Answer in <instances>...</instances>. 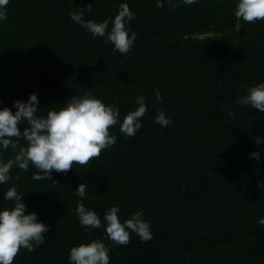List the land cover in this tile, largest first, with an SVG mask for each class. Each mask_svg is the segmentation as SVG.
<instances>
[{"label": "trees", "instance_id": "trees-1", "mask_svg": "<svg viewBox=\"0 0 264 264\" xmlns=\"http://www.w3.org/2000/svg\"><path fill=\"white\" fill-rule=\"evenodd\" d=\"M120 2L8 0L0 20V107L14 111L13 100L35 91L43 114L88 88L114 103L121 119L136 95L147 105L134 135L110 126L111 146L63 174L52 170L49 181L33 179L31 164L10 169L16 179L0 183V207L11 206L3 192L15 183L25 211L49 225L44 242L21 248L11 264H71L69 248L93 238L110 245L108 264H264V112L236 103L247 86L264 81V19L240 20L237 30L236 0H163L161 7L126 0L136 36L121 54L69 17L92 3L85 17L99 21ZM158 108L170 125L154 121ZM253 150L259 160L247 155ZM81 180L88 183L83 202L101 220L112 204L121 219L143 209L151 238L130 233L126 244H114L103 226L83 231L72 193Z\"/></svg>", "mask_w": 264, "mask_h": 264}, {"label": "clouds", "instance_id": "clouds-1", "mask_svg": "<svg viewBox=\"0 0 264 264\" xmlns=\"http://www.w3.org/2000/svg\"><path fill=\"white\" fill-rule=\"evenodd\" d=\"M185 4H193L196 0H183ZM8 0H0V20L6 18ZM156 6H163V0H156ZM92 3L83 8L74 7L69 17L76 24L83 26L92 37H103L110 42L112 51L126 53L133 45L136 33L131 30L128 22L135 19L136 13L130 10L126 0H121L118 10L113 16H105L96 21L86 18L85 13ZM234 16L237 18L235 28L239 30L240 20L252 22L264 19V0H236ZM90 88L83 94H73L67 98L62 107L47 108L43 114L38 107L37 93L30 92L24 100H13L14 111L7 106L0 107V151L8 149L11 155L0 156V183L15 180L10 174L15 165L27 170L31 164L35 171L32 178L50 180L52 170L62 174L75 164L83 165L90 158L98 156L101 149L111 146L116 135L109 127L118 124L119 130L125 135H134L141 127V117L147 109L145 97L136 95L135 107L128 110L122 119L119 109L114 103H105L102 98L90 93ZM154 100H161V92L153 89ZM236 103L251 106L264 112V81L249 85L245 94L236 98ZM227 116L233 115L231 108H226ZM161 127L170 125L171 118L163 109L158 108L153 117ZM21 122L25 126L20 127ZM21 139L23 142H21ZM260 135L254 137L259 145ZM247 155L259 160L260 153L249 151ZM52 183H57L51 179ZM88 183L81 180L72 193L79 197L74 212L78 222L84 226L83 231L90 232L93 228L103 226L105 236L114 244H126L130 233L138 235L141 241L152 236L150 222L144 218V210L136 209L126 218L121 219L117 204L110 205L103 213V218L87 207L83 199L86 197ZM17 184H10L3 192V199L12 202L10 207H0V264H11L17 252L24 248L32 251L44 242L49 225L37 218L35 211H25L22 197L25 193L17 191ZM258 223L264 225V216ZM110 245L103 239L93 238L87 242H79L68 250L67 259L71 264H108Z\"/></svg>", "mask_w": 264, "mask_h": 264}]
</instances>
